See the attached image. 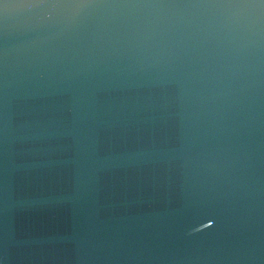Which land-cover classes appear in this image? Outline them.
Returning a JSON list of instances; mask_svg holds the SVG:
<instances>
[{"label":"water","instance_id":"1","mask_svg":"<svg viewBox=\"0 0 264 264\" xmlns=\"http://www.w3.org/2000/svg\"><path fill=\"white\" fill-rule=\"evenodd\" d=\"M0 264H264V0H0Z\"/></svg>","mask_w":264,"mask_h":264}]
</instances>
